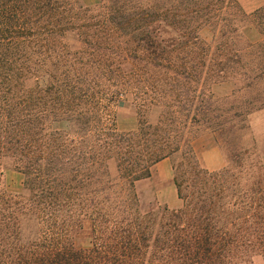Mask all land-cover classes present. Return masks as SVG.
<instances>
[{"label":"trees","instance_id":"16d2710c","mask_svg":"<svg viewBox=\"0 0 264 264\" xmlns=\"http://www.w3.org/2000/svg\"><path fill=\"white\" fill-rule=\"evenodd\" d=\"M76 4L80 0H0V264H230L257 254L264 257V174L258 178V186H250L234 172L231 164L248 151L234 152L239 146L229 135V120L222 113L214 110L206 121L199 118V108L193 115L184 113L185 100H190L192 93L197 95L196 88L172 84L162 88L159 79L143 78V89L149 90L142 95L152 98L140 105L156 107L161 102L162 117L156 122L143 118L137 131L123 132L111 122L108 105L101 99L97 100L98 113L83 116L95 79L82 67L64 66L58 73L60 68L53 64L56 70H45L46 85L39 80L35 87L26 84L36 74L39 54L55 62L67 57V52H56L51 43L55 33L62 32L55 29L53 18H79L82 8L74 11ZM141 9L133 18L144 23L135 30L167 19L165 10L151 14ZM180 15L185 16L175 13L173 23L188 29L185 20H176ZM141 32L147 33L145 29ZM149 38L146 35L139 40L147 43L148 50L154 48L152 54L156 55L155 49L162 45ZM197 41L195 32L193 39L183 42L196 45ZM167 68L173 78L188 81L196 77L193 68ZM142 95L137 92L136 96ZM55 108L63 118L80 125L83 134L72 136L44 126L42 121ZM75 110L78 116H71ZM201 121L230 150L229 164L207 170L191 146L175 176L184 207L177 211L145 209L137 182L150 177L157 162L190 144L186 130L192 127L189 132H196ZM91 127L97 145L110 139L114 146L109 157H118L117 185L122 191L117 195L106 193L116 187V177L112 182L106 169L101 172V152L86 145ZM8 160L24 177L18 191L2 180ZM187 172L209 183L208 202L183 195L182 176ZM86 224L95 245L78 249L72 235Z\"/></svg>","mask_w":264,"mask_h":264},{"label":"rangeland","instance_id":"374dc122","mask_svg":"<svg viewBox=\"0 0 264 264\" xmlns=\"http://www.w3.org/2000/svg\"><path fill=\"white\" fill-rule=\"evenodd\" d=\"M79 6L82 11L77 19L67 16L53 18L55 29H61L62 32L55 33L51 43L56 52H67V57L55 62L54 59L50 61L44 53L39 54L36 57V74L26 84L35 87V81L39 80L41 85H46L49 79L45 70H56L53 64L60 68L57 69L58 73L64 66L82 67L91 79H95L91 85L90 103L86 104L83 116L90 117L98 113L97 100L101 99L108 105L111 122L123 132L137 131L143 118L156 122L162 117L164 106L161 102L156 107L140 105L149 103L152 98L142 95L145 90L141 83L143 78L159 79L162 88H168L171 84L180 88H196L197 95L192 93L190 100H185L187 110L184 113L191 112L193 115L195 109L199 108V118H205V121L212 117L214 110L222 113L229 120L226 125L229 135L239 146L234 152L248 151L246 155L240 154L237 162L231 166L235 173L241 174L244 184L258 186L257 180L261 173L264 174V0H80L73 10L78 12ZM141 8L151 14L165 10L167 19L149 22L142 28L147 33H142V29L138 31L135 28L143 26L144 22L133 18V14L141 11ZM195 10L197 12H193ZM175 13L185 14L177 16L176 20H185L183 22L190 26L188 29L173 23ZM153 18L155 16L147 20ZM195 32L198 35L197 44L190 42L185 45L188 38L193 39ZM146 35L162 45V48L155 49L156 55L152 54L154 48L148 50L147 43L139 40ZM168 66L188 70L193 68L196 77L188 81L181 77L173 78L168 73ZM100 76L104 77L103 81ZM137 92L142 95L140 98L136 96ZM40 105L43 106V102ZM57 110L53 109V114L44 118V126L68 131L72 136L83 134L80 125H74V120L63 118ZM74 114L78 116L76 110L72 111L71 116ZM238 118L243 121L239 122ZM202 122L198 132H189L192 127L186 130L185 139H190V144H184L177 154L166 157L172 162L175 185L177 167L181 162H186L191 146L198 156L201 150L218 146L223 152V162L217 169L229 164L230 150L220 142V136ZM93 124L95 121L91 122V126ZM93 128L89 131L86 145L101 152L104 158L101 172L106 169L112 182L116 179V187L108 189L106 193L117 195L122 191L117 185V154L116 157H109L113 156L114 150L110 139H104L98 145L95 143L97 138L93 136ZM193 138L195 143L192 145ZM65 145L70 146L69 142H65ZM153 171L154 167L152 174ZM23 179V175L14 170L8 160L2 174L6 186L18 191L22 189ZM182 180L183 195H193L200 203L210 200L209 183L205 184L188 172L183 173ZM160 186L155 178H143L137 182L142 207H168L155 198ZM176 188L182 206L178 209L168 207L173 211L184 207L177 185ZM212 199L215 200L214 197ZM72 240L78 249H90L95 245L88 224L84 229H75ZM230 264H264V257L257 254L250 260H236Z\"/></svg>","mask_w":264,"mask_h":264},{"label":"crops","instance_id":"0c3cea01","mask_svg":"<svg viewBox=\"0 0 264 264\" xmlns=\"http://www.w3.org/2000/svg\"><path fill=\"white\" fill-rule=\"evenodd\" d=\"M198 157L201 165L208 169H217L223 162V152L218 146L201 150ZM151 178L157 179L161 185L155 194V198L160 203L175 209L182 206L181 199L178 197V190L173 181L171 159L164 158L157 162L149 179Z\"/></svg>","mask_w":264,"mask_h":264}]
</instances>
